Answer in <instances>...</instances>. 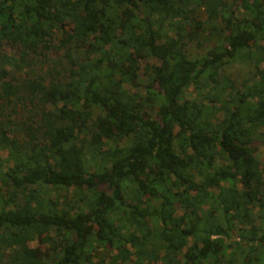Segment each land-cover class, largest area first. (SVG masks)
<instances>
[{"label":"trees","instance_id":"16d2710c","mask_svg":"<svg viewBox=\"0 0 264 264\" xmlns=\"http://www.w3.org/2000/svg\"><path fill=\"white\" fill-rule=\"evenodd\" d=\"M258 143L264 0H0V264H264Z\"/></svg>","mask_w":264,"mask_h":264},{"label":"rangeland","instance_id":"374dc122","mask_svg":"<svg viewBox=\"0 0 264 264\" xmlns=\"http://www.w3.org/2000/svg\"><path fill=\"white\" fill-rule=\"evenodd\" d=\"M234 9L237 10V8L235 7ZM238 15L241 14V11L237 12ZM194 49L191 51V56L192 57H201L203 56L206 51L208 49L211 48V42L209 40H202V47H193ZM4 52L6 54H9L12 56V52L9 50V47H5L4 48ZM155 63V62H154ZM139 74V79H140V83L141 84H145V80L144 77H142V71L140 70L138 72ZM223 74L227 75L231 80H233L234 82H238L240 83L242 81V79H245L247 77V71H246V67H241L238 64H234L232 66V68L230 70H224ZM131 92H134V90H131ZM197 96L196 92H193V90H189L187 92V97L190 99H193ZM258 146V153L256 154L259 163H260V168L264 170V143L262 144H257ZM4 153L0 152V157H3ZM215 193H217V191H214ZM72 192H69V194L67 195H63L59 192L56 191H50V192H46L45 197L48 199H51L53 201H55L56 199H59V202H61L62 200H64V198H69V196H71ZM65 196V197H64ZM179 215L181 214V212L178 213ZM31 248H39V246L36 244V242H32L29 244Z\"/></svg>","mask_w":264,"mask_h":264}]
</instances>
